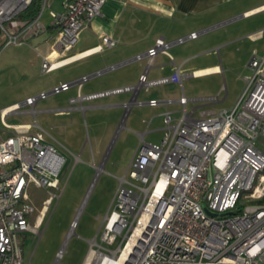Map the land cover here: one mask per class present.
I'll list each match as a JSON object with an SVG mask.
<instances>
[{"label": "built area", "instance_id": "obj_1", "mask_svg": "<svg viewBox=\"0 0 264 264\" xmlns=\"http://www.w3.org/2000/svg\"><path fill=\"white\" fill-rule=\"evenodd\" d=\"M31 1L0 0V49L21 44L46 29L41 15L49 0H41L40 11L33 19L20 20V25L11 30L5 25L17 19ZM105 1L64 0L62 11L49 9V26L57 28L52 46L56 59L43 57L42 73L73 60L66 53L91 20L102 15ZM197 35L192 32L175 42ZM102 41L107 46L115 43L109 36ZM170 45L158 39L135 58L146 59L148 66L159 52L171 57ZM248 67L245 87L231 108L201 112L197 117L198 106L189 108L190 102L217 98H188L178 71L149 78L145 69L135 83L88 93L80 90L88 76L79 79L76 95L68 100L70 105L83 107L87 101L130 93L124 117L130 105L139 102L141 89L171 82L180 87L179 117L174 120L170 112L164 113L165 132L159 143L140 139L101 221L99 239L90 241L82 264H264V203L257 202L264 196V150L256 146V139L264 137V55L253 54ZM71 85L62 82L0 111L3 128L11 130L0 136V264H26L21 238L27 232L39 233L46 213L64 188L60 174L66 162L58 143L49 141L41 130H31L35 122L12 125L6 117L23 112V106L34 116L39 100L67 91ZM158 102L148 100L153 106ZM92 162L95 177L70 222L57 259L74 234L102 170L103 162ZM31 186L44 188L47 193L37 213ZM247 200L249 204L244 203Z\"/></svg>", "mask_w": 264, "mask_h": 264}, {"label": "crops", "instance_id": "obj_2", "mask_svg": "<svg viewBox=\"0 0 264 264\" xmlns=\"http://www.w3.org/2000/svg\"><path fill=\"white\" fill-rule=\"evenodd\" d=\"M63 3L64 0H49L48 7L62 11ZM42 21L46 29L38 37L32 36L21 44L11 45L19 48V56L26 62V66L31 62V55H34L38 73H42L43 57L56 59L52 46L57 28L49 26V15L48 20ZM192 32L198 35L181 43L175 42L177 38ZM104 36L111 37L115 43L111 46L103 45ZM158 39L171 43L168 48L171 57L159 52L148 66L146 59L135 58L145 53ZM253 54L264 55V0H106L102 6V15L91 20L80 33L76 45L66 53L67 57L73 56V60L53 70H62V73L53 80L50 87L62 82H70L72 85L67 91L39 100L35 105H39L36 114L40 112L53 116L51 125L58 134L53 140L63 152L69 147L77 150L80 148V154L74 156L76 161L81 160L85 147V143L82 144L85 121L87 126L90 125L94 142V147L90 145L89 161L103 162L110 152V144L104 147L112 134L123 128L127 130L124 137L131 135L133 139L125 150L132 159L141 138L150 142L162 138L165 132V112H170L174 120L179 117V85L175 82L167 83L172 89L178 88L177 98L165 97L166 90L162 85L141 89L137 95L139 102H133L124 117V104L129 102L130 93L87 101L83 107L70 105L68 100L76 95L77 84L82 76H88L80 87L83 93L135 83L145 69L149 78L168 76L178 71L182 85L188 78L227 77L231 83L238 85L228 109L243 90L244 76L250 72L248 62ZM24 74L27 73L23 71V77L27 76ZM46 74L49 73H42ZM225 90L227 96L228 88ZM149 99H157L159 102L153 106L148 104ZM167 99H172V102H166ZM174 103L178 104L179 109L171 105ZM11 104L0 108V111ZM27 109L9 115L29 113ZM81 114L83 121L80 119ZM26 123L31 122L11 124ZM31 130H41L48 134L37 122ZM9 133L0 131V136Z\"/></svg>", "mask_w": 264, "mask_h": 264}, {"label": "rangeland", "instance_id": "obj_3", "mask_svg": "<svg viewBox=\"0 0 264 264\" xmlns=\"http://www.w3.org/2000/svg\"><path fill=\"white\" fill-rule=\"evenodd\" d=\"M48 10L49 7H46L42 12L41 17L44 21L48 20ZM20 22V19L17 18L10 23L7 22L5 25L11 30L13 27H18ZM41 33L33 37H38ZM19 51V48L11 45L0 49V108L13 102H22L28 96H34L41 91L49 90L53 80L62 73V70H55L46 75L38 73L34 55H31V62L26 66V62L19 56ZM23 71L27 73L24 74L27 76L23 77ZM183 85L188 98H217V100L190 102L188 104L189 108L199 106L195 112V117L201 112L219 111L230 106L233 102L232 95L238 86L236 83H231L227 77L222 76L188 78L184 80ZM221 86L224 87L220 90ZM162 87L166 90L164 92L165 97H178L179 90L177 87L172 89L170 84L162 85ZM226 87L228 88L227 96ZM244 87L245 84L242 88L244 89ZM198 90L199 92H197ZM171 105L179 109L178 104L174 103ZM35 108L38 111L39 105L35 106ZM21 109L25 110L27 107L23 106ZM35 116L36 121L34 120ZM35 116L32 113L9 115L6 117V122L10 124L37 122L48 133V140L56 142L53 138H57L58 134L51 125L53 116L40 112ZM83 118L81 114L80 119L82 121L84 120ZM89 126H87L86 121L83 123L84 137L82 144L85 143V147L80 157L81 160L76 161L74 159V156L80 154V148L77 150L66 147L67 149L64 150L66 162L60 174L61 185H64V188L60 197L53 201L52 206L46 213L44 221L38 229L39 233L27 232L21 238V248L26 264H82L90 246V241L95 238L99 239V226L119 185V179L125 175L131 159V157L127 156L125 150L133 139L129 134L128 137H124V134L127 133L125 128L120 132L114 131L115 133L112 134L109 142L104 147L107 148L110 144V152L103 161L102 170L98 174L92 192L81 210L74 234L66 241L63 255L59 259L56 258L58 250L65 241L70 222L74 218L96 174V168L93 166L92 160L89 161L90 145L94 147L92 130ZM36 128L38 127L36 126ZM0 131L11 132V130L3 128L1 120ZM160 140L154 143H159ZM256 146L264 150V137L260 136L256 139ZM99 163V160L95 161L96 165ZM30 192L31 200L36 207L37 213L41 209L42 201L47 195L46 189L31 186ZM249 202L248 200L244 201L245 204H249ZM31 224H33V218L31 219Z\"/></svg>", "mask_w": 264, "mask_h": 264}, {"label": "trees", "instance_id": "obj_4", "mask_svg": "<svg viewBox=\"0 0 264 264\" xmlns=\"http://www.w3.org/2000/svg\"><path fill=\"white\" fill-rule=\"evenodd\" d=\"M40 8L41 0H32L26 9L19 13L17 18L20 20L33 19L40 11ZM257 202L264 203V196H262L261 199L257 200Z\"/></svg>", "mask_w": 264, "mask_h": 264}, {"label": "bare ground", "instance_id": "obj_5", "mask_svg": "<svg viewBox=\"0 0 264 264\" xmlns=\"http://www.w3.org/2000/svg\"><path fill=\"white\" fill-rule=\"evenodd\" d=\"M41 219H42V217H41V215L38 217V220H37V224H39L40 222H41ZM89 259V256H88V258L86 259V261Z\"/></svg>", "mask_w": 264, "mask_h": 264}]
</instances>
